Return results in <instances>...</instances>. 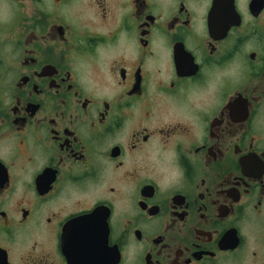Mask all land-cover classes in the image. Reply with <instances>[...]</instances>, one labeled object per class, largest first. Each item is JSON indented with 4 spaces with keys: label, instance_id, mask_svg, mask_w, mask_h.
Listing matches in <instances>:
<instances>
[{
    "label": "flooded vegetation",
    "instance_id": "obj_1",
    "mask_svg": "<svg viewBox=\"0 0 264 264\" xmlns=\"http://www.w3.org/2000/svg\"><path fill=\"white\" fill-rule=\"evenodd\" d=\"M0 264H264V0H0Z\"/></svg>",
    "mask_w": 264,
    "mask_h": 264
}]
</instances>
